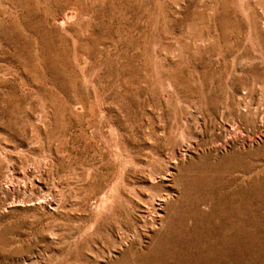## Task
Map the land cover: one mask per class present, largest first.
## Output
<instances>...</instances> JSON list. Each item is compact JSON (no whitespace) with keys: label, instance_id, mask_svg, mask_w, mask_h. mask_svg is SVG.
Masks as SVG:
<instances>
[{"label":"rangeland","instance_id":"obj_1","mask_svg":"<svg viewBox=\"0 0 264 264\" xmlns=\"http://www.w3.org/2000/svg\"><path fill=\"white\" fill-rule=\"evenodd\" d=\"M0 264H264V0H0Z\"/></svg>","mask_w":264,"mask_h":264}]
</instances>
